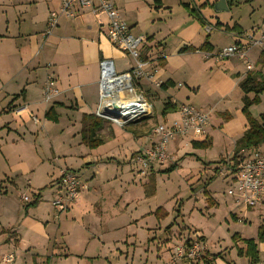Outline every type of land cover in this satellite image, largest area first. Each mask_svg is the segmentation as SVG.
<instances>
[{
    "label": "crops",
    "instance_id": "0c3cea01",
    "mask_svg": "<svg viewBox=\"0 0 264 264\" xmlns=\"http://www.w3.org/2000/svg\"><path fill=\"white\" fill-rule=\"evenodd\" d=\"M110 1L120 18L127 24L130 34L147 38L140 49L142 58H154L157 53L163 54V58L155 61V65L158 69V79L166 88L149 91L150 85L145 82L138 83L136 94L141 91L144 100L145 97L157 94L159 98L163 95L164 99L170 98L168 101L171 103H178L177 96H180L183 86L179 81L188 82V76L194 72L189 62L196 59L195 55L202 53H180L182 48L198 49L207 40L212 52H215L242 42L248 34L257 37L258 32L263 29L262 25L264 26L263 1V13L260 16L253 19L255 9L249 11L250 25L246 26L247 28L242 26L241 18L235 11L241 5L238 0L231 7L226 3L229 13L227 17H222L220 13L215 16H210L209 13L205 15L203 8H214L217 0H140L139 8L149 6L148 3L154 5L152 10L155 18L134 16L132 20H127L118 8L115 1L121 0ZM59 6L60 0H0V264H126L127 260L131 264L136 249L143 250V264H152L151 259L155 264L157 260L163 262L162 264H169L173 247L181 244L171 242V235L176 236L172 230L176 222L166 224L167 216L164 219L157 218V215H161L156 213L160 207L142 215L143 220H157L154 226L159 225L161 221L163 224L146 228L145 243H140L145 247L140 248V244H136L137 230H130V227L136 229L139 222L133 220L130 214L126 217L125 213L121 214L117 209L106 214L103 210L106 201L97 193L96 185L91 182L99 175L100 169L113 164L121 171L123 167L136 164L138 176L145 179V171L142 174L143 171L136 163L133 153L146 150L148 145H151L150 142L148 144L150 138L145 136L134 139L124 130L113 133L110 129V135L106 136L102 133L103 124L99 135L106 143H115L114 150L109 152L110 154L107 153L110 156H106V152H101L105 143L90 150L81 144L79 135L82 115H95L99 105L100 62L109 60L114 70L122 73L131 69L133 61L109 43L97 19L87 9L78 8L73 18H60L58 25L50 33H46L47 17L50 12L58 11ZM194 13L202 18L203 25ZM216 23L222 26L218 27ZM225 26L229 29L235 28L225 31ZM213 30L224 35L226 41L214 42L211 38ZM252 52L253 50L249 58L254 71H260L263 67L259 62L261 54L259 55L258 51L254 54ZM222 64L221 68L210 71V77L207 79L211 91H220L221 95L218 100L200 106L208 113L210 119L214 107L220 109L215 113L222 114L226 105L225 114L232 116L229 105L242 102L243 94L239 83L249 73L241 59L232 58ZM48 76L55 80L59 95L49 105L43 106L40 101L42 87ZM248 97L252 98V95ZM145 102L152 105L148 99ZM51 107L57 116L55 123L44 117ZM19 108L25 110L16 115L15 110ZM30 114L39 122L34 124ZM243 126L242 122L235 128L220 123L217 130L212 128L210 121L204 137L192 141H208L213 147L215 138L224 135L220 132L226 130L230 137L240 133L241 137ZM43 133H46L50 141L52 133H70V140L66 142L62 136L64 141L61 140L55 147L54 143L50 142L51 153L43 158L38 142ZM192 141L185 139L177 144ZM28 144L30 148L27 149ZM26 151L34 153L36 162L35 156H27L29 154H26ZM58 153L72 158L74 163L77 162V171L83 168V172L88 168L94 170L91 181L90 172H87L85 177L81 174L87 182V189L82 191L71 208L59 214L60 216L53 214L55 211L50 204L56 190L49 188L51 200L48 204L40 187L34 186L31 180L41 164L56 161L59 158ZM52 155L55 157L53 160ZM79 166L81 168H78ZM66 169L76 171L64 163L62 168L58 169V178L61 171ZM146 180L143 186L147 184ZM23 191L33 199L31 202L38 200L35 206L27 209L26 205L24 209L21 207L23 203L21 204L20 194ZM13 193H16L15 197ZM122 198L117 199L111 207L118 206V202H121V208L125 212L127 204ZM45 202L48 205H45ZM229 213L237 221L250 223L249 218L253 217L254 223H258V217V220L261 219L264 223V208L237 210L232 202ZM257 231L256 237L251 240H257ZM234 235L236 241L246 240L242 239L241 235ZM190 236L191 234H188L183 243L188 241ZM233 236L231 239L234 241ZM200 241L208 246L204 238ZM130 248L132 250L129 255ZM257 250L261 258L264 241L257 243ZM8 255H12L13 260L4 263L2 259ZM236 262H229L222 253L215 255L207 249L206 258L199 264H237Z\"/></svg>",
    "mask_w": 264,
    "mask_h": 264
},
{
    "label": "rangeland",
    "instance_id": "374dc122",
    "mask_svg": "<svg viewBox=\"0 0 264 264\" xmlns=\"http://www.w3.org/2000/svg\"><path fill=\"white\" fill-rule=\"evenodd\" d=\"M139 1L140 0H121L115 2L117 3L118 8L121 10L122 14L127 20H132L134 16L146 18L150 17L151 19H154L155 14L153 13L154 10H152V6L154 5L148 3L149 6L145 7L144 5V7L139 8ZM238 3H240L241 5H239L240 7L235 11L241 18L243 27L250 25L248 13L252 8L255 9L253 19L257 18L263 13L262 0H250L248 3L246 2V0H238ZM203 10L205 15L208 13L210 16L216 15L213 7H204ZM219 15H221L222 17H227L229 13L225 12L220 13ZM262 24H264V21ZM262 28L264 29L263 25ZM211 35V38L214 42L222 43L226 41L224 35L222 36L218 34L217 32H215V30L212 31ZM256 51L257 50H253L252 53L254 54ZM199 54L200 55H195L196 59L189 62L194 70V72L190 73V75L188 76V79L191 81H179L181 84H183V86L181 88V94H179L180 96H177V104L191 105L196 109L203 111V109L200 107L201 104H204L206 102H214L218 100V97L221 95L220 91H211V87L209 86V83H207V79L210 77V71H214L217 69V67L221 68L223 66V61L214 62L212 60H204V58H202L201 56L203 55V53ZM253 71L254 69L250 72ZM260 71L254 72L263 73L264 68H262ZM186 86L197 91H190ZM154 89L158 90V88H154L151 86V89H149V91H152ZM148 97L150 99L152 98V100H149V98L145 97V99H148V101L152 104L151 115L138 122H135L136 124L133 126V128L138 133H144L148 131V133L145 134L144 137L146 136L150 138V140L148 141L149 144V142L152 143L151 131L154 126H156L157 124H163L164 122L165 124H167L173 118H175V114L170 113L165 116L161 114L163 104L170 98L164 99L163 95L159 98L157 94L155 96L150 95ZM40 101L43 106L49 105V103L43 102L42 99ZM223 105L221 106L224 107ZM229 106L232 111V116L229 114H225L227 105L223 109V115L215 113V111L220 110L219 108L215 109V107L210 113L211 119L209 118V115L207 113L208 119L212 122V128H217L218 130L220 128V123H222L223 125L227 124L230 128L237 127L241 122L245 126V118L241 112L243 109V103L240 102V104H238L235 102V105ZM247 111L254 119H258L260 115H264V93L259 96V103L248 107ZM41 119H43V117ZM104 122V129L102 133L106 136L110 135L111 130L113 133H117V131L123 132V129H121L123 127L118 128L119 126L107 120H104ZM244 126L243 130H245ZM243 132H241V137L243 135ZM220 133H224V135H221L220 138L216 137L213 147L207 149H193L191 146H189L190 142L181 144H177V141L170 142L167 153V160L162 164H155L145 170L144 177L145 179H147L146 181H148V177L150 174L154 176V192L150 197H146L144 194L145 188L143 186V183L145 182V179L141 176H138L136 172L138 166L136 164L123 167L124 169H122V171L117 169V165L113 164V166L100 169L99 175H97V177H95L94 179L92 177V171H94L92 168H88L86 172H83V170H85V168H83L80 169L79 172L80 174H83L84 177L85 175L87 176V172H90L89 178H92L89 180L91 181L93 179V181L91 182L92 184L96 185L97 193H100L106 201L103 204V210L104 212H106V214H110L115 209H117L121 214L125 213L124 215H126V217H128L127 214H130L133 220H137L136 222H139L136 229L130 227L131 231L137 230V245L146 240L144 239L145 232H147L146 228L161 226L163 224L161 221L159 225L154 226L153 224H157V220H143L141 216L148 213L149 211L155 210L157 207H160L163 209L164 213L167 216V218L165 216L166 224H170L173 221L176 222V225L172 228L173 234L176 235L175 237L171 235L172 244L183 243L185 237L188 234H198L202 238H204L205 242H207L208 244L207 249H209L213 254L217 255L219 253H222V256L226 257V260L229 262L237 261V264H250L248 258H241L237 255V250L239 248H242V245H244L242 240L233 241L231 239V236H233L234 234H238L243 237L242 239H253L256 237V231L258 227L260 225L264 226V223L263 221H261V219L258 220V217V223H254L253 217L249 218L250 223L245 221H237L229 213V209L233 201L226 194V191L230 185V180L229 176H227L226 169L227 165H229L230 161L235 156V143L241 137H239L240 133L235 135L236 137H230L227 134L226 130ZM62 136L66 142L70 140V133H52V141L48 139L46 133H43V136H41L38 141L40 144V155L43 158L49 156V153H51L49 147L50 142H53L55 147L58 142L60 143V141L63 140ZM148 146L150 147V144ZM28 148H30L29 144L27 146V149ZM114 148L115 143H113L112 141H108L107 143L105 142V145L101 148V152H106V156H110L108 154H110L109 152L114 150ZM256 149L264 154V144H261ZM142 150L133 153V156L136 158L137 154L140 155L145 151V149L143 151ZM26 154H29L27 155L29 157L35 156L32 151H26ZM111 156L113 155L111 154ZM51 158L53 160L55 157L52 155ZM64 163L75 170L77 169V162L74 163L72 161V158H66L59 154V158L56 161H52L44 165L41 164L39 170H36L33 178L31 179L34 186L40 187V191L43 193L42 195H44V200L47 203L51 200V197H49V188L56 191L59 189L58 169L60 167L62 168V165ZM173 164H175L176 166L174 170L165 171ZM78 168L81 167L79 166ZM21 194H27V192L23 191V193ZM13 196L15 197L16 193H13ZM120 197H123L122 200H124L127 204V209L125 210V212L123 208H121V202H118V206L111 207L112 205H114L117 199H120ZM47 203L45 205L49 204ZM51 203L52 201H50V204ZM21 204V207L24 209L25 203L21 202ZM236 209L240 210L243 208L238 207ZM239 213L240 212H238V214ZM53 214L60 216L59 214L61 213L57 214L56 212H54ZM132 224L134 225V223ZM175 246L173 247L172 251L174 250ZM143 247H145V245L140 244V248ZM131 250L132 248H130L128 251L129 255L131 254ZM152 252L154 254V249L152 250ZM224 252H227V254H224ZM142 253V249H136L135 255L133 253L131 264H143L144 262ZM260 256L261 258H259V262L260 264H263L264 251H262V254ZM170 257H173L172 253ZM151 261L152 264H155L153 259H151ZM149 262L150 261H148V263ZM162 263L163 262L157 260V264ZM182 263L183 262H175V264ZM126 264H129L128 260L126 261Z\"/></svg>",
    "mask_w": 264,
    "mask_h": 264
},
{
    "label": "built area",
    "instance_id": "2783aa9c",
    "mask_svg": "<svg viewBox=\"0 0 264 264\" xmlns=\"http://www.w3.org/2000/svg\"><path fill=\"white\" fill-rule=\"evenodd\" d=\"M264 2V0H262ZM87 9L97 19L101 29L104 30L109 43L120 53L128 55L133 66L128 71L117 73L109 60L100 62L99 105L95 115L119 127L138 122L151 115L152 108L138 92V83L145 82L154 88H160L158 69L155 61L162 59L163 54L157 53L154 58H142L140 49L147 38L130 34L127 24L120 18L117 9L110 0H60L58 11L50 12L47 17L46 33H50L59 22L60 18L70 19L76 16L77 9ZM102 17L104 20H102ZM255 37L248 34L239 43L221 48L215 52L203 53L204 59L222 62L232 58L241 59L248 72L254 69L249 58L252 50H257L264 55V29ZM59 91L55 80L48 76L42 88L41 99L51 103ZM25 109L15 110L20 115ZM175 118L165 124H157L151 131L152 143L141 157H136V163L144 171L153 164H162L168 158L170 142L182 140L202 139L210 122L207 113L187 104H179ZM34 124L38 119L30 114ZM227 176L230 185L226 194L232 199L235 208L243 209L264 208V154L258 149L242 148L227 165ZM62 180L59 186L64 195L52 201L54 211L64 213L79 197L80 190H86L87 185L83 179L73 173L61 172ZM22 202H30L27 194H21ZM200 235L192 234L188 241L175 246L169 261L170 264H199L206 258L207 245L200 241ZM13 260L12 255L3 257L4 263ZM175 261V262H174Z\"/></svg>",
    "mask_w": 264,
    "mask_h": 264
},
{
    "label": "trees",
    "instance_id": "16d2710c",
    "mask_svg": "<svg viewBox=\"0 0 264 264\" xmlns=\"http://www.w3.org/2000/svg\"><path fill=\"white\" fill-rule=\"evenodd\" d=\"M236 2H237V0H226L228 7H231L232 5L236 4ZM246 2H248V0H246ZM193 12H194V10H193ZM195 16L197 18H199V21L203 25L202 18L200 16H198L197 14H195ZM216 26L221 27L222 25L219 23H216ZM234 28L235 27H232L229 29V27L225 26L224 30L225 31H230V30L232 31V30H234ZM187 51H189V52H197L198 51V52H202V53H211L212 52L211 45L208 43L207 40L198 49L186 47V48H182L179 52L184 53ZM259 62L263 66L262 68H264V55L263 54L260 55V61ZM165 88H166V85L161 84L159 89H165ZM239 88L243 94V97H242L243 109L241 112L245 118V126H244L245 130L243 132L242 137L235 143V146H234V152L235 153H237L238 150H240L242 148L255 149V148L259 147L261 144H264V115H260V117L258 119H254L247 111L248 107L259 103V96L264 93V72L263 73H259V72L247 73L245 78L239 83ZM250 94L253 95L252 99H250L248 97V95H250ZM178 105L171 103L170 101L167 100L163 104L161 114L165 116V115L170 114V113L171 114L175 113ZM44 117L48 121H51L52 123H55L57 121V116L54 113V110L52 107L44 114ZM80 124H81V129H80V133H79L80 140H81V144H83L86 148H88L90 150L96 149L105 143V139L99 135V132L103 128L104 120L97 118L94 114H90V115L84 114L81 117ZM135 124L136 123L128 124L127 126L124 127L123 130L130 133L135 139H141L144 137L145 134L148 133V131H146L144 133H138L133 128V126ZM190 146L193 149H207V148L211 147V143L208 141H192L190 143ZM141 154L140 155L137 154L136 157H141ZM135 160H136V158H135ZM153 165H155V164H153ZM153 165H151V166H153ZM175 167H176L175 164H173L168 169H166L165 171H172L175 169ZM63 171H65V173H73V174L81 177L83 179V181L85 183H87L84 180V177L81 176L79 171H73L70 169H66ZM153 177L154 176L150 174L148 177L149 179L147 181V184L144 185V188H145L144 194L146 197L152 196V194L154 192ZM60 180H62L61 173H60V177L58 179V185L60 183ZM60 191H61V189H58L56 192H54V196L52 197L51 201H53L56 197L61 196L62 194L64 195V190H63V192L62 191L60 192ZM82 191H84V190H80L79 195ZM29 198H30V202H28V203L24 202L26 205L25 209L35 206L38 202V200H34L33 202H31L33 199L30 196H29ZM209 202H210V198H209ZM156 213H161V215H157V218H160V217L163 218L166 216V214L164 213L162 208L157 209ZM235 236L236 235H234L232 238L234 239ZM200 239H202V238L200 237ZM263 239H264V226H260L258 228V231H257V240L256 241L251 240V239L250 240H244L243 241L244 245L242 248H239L237 250V255L240 257H243V258H248L250 264L259 263V257H258L259 253L257 250V243H261L263 241ZM234 241H236V240L234 239Z\"/></svg>",
    "mask_w": 264,
    "mask_h": 264
},
{
    "label": "water",
    "instance_id": "95a60500",
    "mask_svg": "<svg viewBox=\"0 0 264 264\" xmlns=\"http://www.w3.org/2000/svg\"><path fill=\"white\" fill-rule=\"evenodd\" d=\"M214 10L216 13L227 12L228 7L226 5L225 0H217V2L214 5Z\"/></svg>",
    "mask_w": 264,
    "mask_h": 264
}]
</instances>
